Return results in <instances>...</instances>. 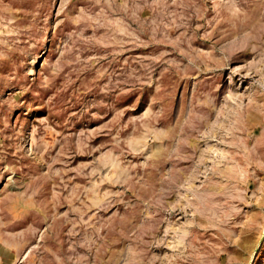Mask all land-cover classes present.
<instances>
[{
  "label": "rangeland",
  "instance_id": "obj_1",
  "mask_svg": "<svg viewBox=\"0 0 264 264\" xmlns=\"http://www.w3.org/2000/svg\"><path fill=\"white\" fill-rule=\"evenodd\" d=\"M0 264H264V0H0Z\"/></svg>",
  "mask_w": 264,
  "mask_h": 264
}]
</instances>
